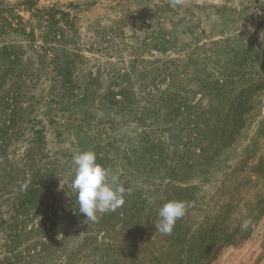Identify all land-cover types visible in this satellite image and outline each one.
Masks as SVG:
<instances>
[{
    "label": "trees",
    "instance_id": "16d2710c",
    "mask_svg": "<svg viewBox=\"0 0 264 264\" xmlns=\"http://www.w3.org/2000/svg\"><path fill=\"white\" fill-rule=\"evenodd\" d=\"M21 9L29 13V18L21 16ZM66 31L75 32L69 12L38 7L33 0L16 4L1 1L0 37L12 38L0 51L1 61L10 63L6 74H11L21 63L24 45L37 60L40 66L37 71L41 67L43 70L52 67L49 73L58 74L59 63H70L71 57L64 50L59 58L54 52L63 49L54 48L52 43L73 45L64 38ZM19 73L20 83L12 84L10 89L24 82L23 73ZM58 78L61 80L55 77L53 83L65 87L64 75ZM229 78L225 74L206 75L203 84L194 90L173 80L162 90L157 85H146L138 92H108L131 108L122 121L107 122L100 127L86 123L90 115L81 120L69 113L73 99L79 100L74 86L58 97L50 96L44 115L49 125L57 126V137L73 136L75 147L86 145L93 149L97 162L110 168L118 178L117 183L125 189V202L114 212L99 216L96 222L86 220L78 211L72 188L75 166L67 167L72 169L68 183L58 188L53 177L58 163H47L42 181L29 151L18 166L7 160L9 166H0L3 172L0 176V264H116L115 232L100 230L116 213L121 216V228L130 232L129 264H211L222 247L248 239L253 228L252 218L264 212L261 201L251 206L244 200L248 187L245 191L243 188L250 183L249 173H263L253 166L244 172L250 155L242 159L239 166L225 171V179L211 196H196L198 187L192 182L233 144L250 112L257 87L264 83L261 78L231 94ZM194 80L200 82V76L188 79ZM57 84L52 85L51 95H57L54 92ZM13 93L2 91L0 103L8 105L6 99ZM197 94L199 98L189 105L193 102L190 98H196ZM138 102L144 104L141 108L147 116L155 115L152 123L138 116L135 107ZM0 112L5 115L2 105ZM16 115L17 110L12 108L10 119L13 121ZM167 123H172L176 130L164 126ZM117 130L121 133L112 135ZM119 159L128 162L118 166ZM161 171L159 180H150ZM25 183L27 188L22 187ZM64 192L68 198L60 203L58 195ZM171 200L190 202L191 206L185 217L177 221L171 235H161L155 228L157 212ZM240 204L246 211L242 216L239 215ZM198 205L203 216L193 225L192 212ZM244 221L248 222L246 230L241 229Z\"/></svg>",
    "mask_w": 264,
    "mask_h": 264
},
{
    "label": "rangeland",
    "instance_id": "374dc122",
    "mask_svg": "<svg viewBox=\"0 0 264 264\" xmlns=\"http://www.w3.org/2000/svg\"><path fill=\"white\" fill-rule=\"evenodd\" d=\"M1 1L5 4H16L22 0ZM33 2L38 7L60 8L70 13L75 32L66 31L64 38L72 41L73 45H52L54 48L63 49L56 52L53 50L59 58L63 56L64 50L67 51L71 62L59 63L58 74L49 73L48 70L51 71L52 67L48 70L41 67L37 71L40 66L32 51L24 45L21 63L11 74H6L10 63L1 61L0 56V93L15 92L11 98L5 97L8 105L5 102L0 103V108L2 105L5 112V115L0 112V166H9L7 160L18 166L20 159L29 151L32 161L37 163L36 171L40 172L42 181L45 180L43 176L47 163H58L53 176L58 188L68 183L72 169L67 167L75 166L70 156L73 153L94 150L86 145L75 147L72 144L73 136L57 137V126L49 125L48 117L44 115V106L50 96L58 97L65 89L71 90V85L74 86L79 100L73 99L74 105L70 106L69 113L81 120L90 115L86 123L100 127L107 122L122 121L131 108L129 104L121 103L118 97L113 98L108 92H138L146 85H157L162 90L174 81L177 84L181 82L186 89L194 90L203 84L206 75L217 77L225 74L230 76L228 89L231 91L228 92L235 94L264 78V0ZM20 14L24 19L30 16L22 9ZM11 39L0 37V51L4 50V46ZM20 71L24 81L21 84ZM61 75H64L67 82L65 87L52 81L55 77L61 80L58 78ZM194 76H200V82L188 81ZM152 78L155 79L153 82ZM30 79L33 81L29 82ZM16 82L19 83L10 89ZM53 84H57V90L54 88L57 95L50 94ZM198 98L199 94L196 98H190L193 102L188 104L192 106ZM143 105L142 102L135 105L138 116L152 123L155 115L147 116L141 108ZM12 108L17 110L13 121L9 117ZM21 110L25 112L21 113ZM164 126H171L172 130H176L172 123ZM34 131L38 133L34 134ZM119 133L121 132L117 130L112 135ZM248 154L250 158L245 162L247 169L244 168V172L253 166L256 170H263V173H249L250 183L243 188L244 190L248 187L244 200L249 201L251 206L259 201L263 204L264 83L257 87L250 112L233 144L222 152L210 168L192 179L198 187L195 195L211 196L225 179V171L239 166L240 161ZM126 162L128 161L119 159L117 164L124 166ZM2 173L0 169V176ZM158 174H153L150 180H159L162 171ZM58 198L62 203L68 198V194L60 193ZM239 210L240 216L246 212L242 205ZM202 216L203 212L198 205L192 212V224L201 220ZM252 223L250 237L234 246L222 247L211 264H264V212L260 216L255 215ZM121 227V216L116 213L100 230L113 229L114 246L117 248L116 264H129L130 232Z\"/></svg>",
    "mask_w": 264,
    "mask_h": 264
},
{
    "label": "clouds",
    "instance_id": "9594fccd",
    "mask_svg": "<svg viewBox=\"0 0 264 264\" xmlns=\"http://www.w3.org/2000/svg\"><path fill=\"white\" fill-rule=\"evenodd\" d=\"M75 174L72 188L76 194L78 211L86 220L96 222L99 216L114 212L124 204L125 189L117 183L110 168L97 162L94 151H82L73 155ZM25 183L22 187L27 188ZM190 202L171 200L164 203L157 212L156 231L161 235H171L178 220L185 217ZM248 222L241 224L246 230Z\"/></svg>",
    "mask_w": 264,
    "mask_h": 264
}]
</instances>
